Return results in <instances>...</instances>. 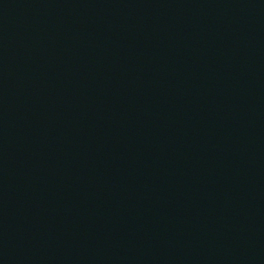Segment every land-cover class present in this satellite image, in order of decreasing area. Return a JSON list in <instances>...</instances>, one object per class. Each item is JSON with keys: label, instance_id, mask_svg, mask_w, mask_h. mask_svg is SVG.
I'll list each match as a JSON object with an SVG mask.
<instances>
[{"label": "water", "instance_id": "95a60500", "mask_svg": "<svg viewBox=\"0 0 264 264\" xmlns=\"http://www.w3.org/2000/svg\"><path fill=\"white\" fill-rule=\"evenodd\" d=\"M0 264H264V0H0Z\"/></svg>", "mask_w": 264, "mask_h": 264}]
</instances>
